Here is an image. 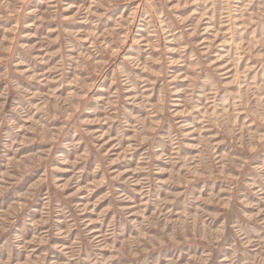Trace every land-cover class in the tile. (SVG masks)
I'll return each instance as SVG.
<instances>
[{"label":"rangeland","instance_id":"rangeland-1","mask_svg":"<svg viewBox=\"0 0 264 264\" xmlns=\"http://www.w3.org/2000/svg\"><path fill=\"white\" fill-rule=\"evenodd\" d=\"M0 264H264V0H0Z\"/></svg>","mask_w":264,"mask_h":264}]
</instances>
